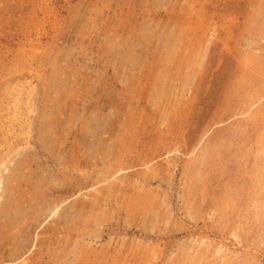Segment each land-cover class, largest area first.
Segmentation results:
<instances>
[{
    "label": "rangeland",
    "instance_id": "rangeland-1",
    "mask_svg": "<svg viewBox=\"0 0 264 264\" xmlns=\"http://www.w3.org/2000/svg\"><path fill=\"white\" fill-rule=\"evenodd\" d=\"M9 197L0 264H264V0H0Z\"/></svg>",
    "mask_w": 264,
    "mask_h": 264
},
{
    "label": "bare ground",
    "instance_id": "bare-ground-1",
    "mask_svg": "<svg viewBox=\"0 0 264 264\" xmlns=\"http://www.w3.org/2000/svg\"><path fill=\"white\" fill-rule=\"evenodd\" d=\"M53 123V121L51 120V119H47L46 120V122H45V126H47L48 124H49V126H50V124H52ZM45 131H46V129H45ZM47 132H48V130H47ZM59 140H61L60 138L58 139V141ZM54 142H55V140L54 141H51V143H50V146H51V148H53V146H54ZM44 143H45V141H44ZM49 146V147H50ZM72 156H74V154L72 155ZM86 157V156H85ZM72 158V157H71ZM90 158V157H89ZM68 160V159H67ZM77 160V159H76ZM86 161V160H85ZM84 161V162H85ZM67 162V161H66ZM70 162V161H69ZM89 162V161H88ZM78 163H81V161H78L77 162V164ZM90 164H91V162H90ZM86 167V166H85ZM121 167H123V166H121ZM75 169H78L77 167L75 168ZM123 168H119L118 170H117V172L118 171H120V170H122ZM114 173V172H113ZM18 174V173H17ZM115 174V173H114ZM113 174V175H114ZM19 177V175H17L16 177H13V178H11L10 179V184L11 183H13L14 181L16 182L17 181V178ZM87 178V177H86ZM82 179V178H81ZM88 179V178H87ZM86 179V180H87ZM79 179H77V181H75V182H73V183H71V184H65L64 182H63V184L60 186V187H52V188H49L50 189V192H49V194H48V196H50V198H51V206H52V210H50L51 211V213L54 215V214H56L57 213V208H59V205L64 201V200H66L69 196H73V195H76V194H81L80 192L83 190V189H85L86 187H88L89 186V184L87 183H85V182H87V181H85V182H83L82 180H80V181H78ZM95 182L96 181H94V183L93 184H90L91 186H93V185H95ZM87 185V186H85V185ZM15 185L13 184L12 185V188L14 187ZM90 186V187H91ZM10 188V187H9ZM99 190H103L102 188L101 189H99ZM12 197V196H11ZM11 197H9L8 199H9V203H8V205L7 206H5V207H2L1 206V204H0V226H1V228H6V230H4L3 229V235L4 234H9V233H11L12 231H11V229H13V227H15V225L13 226H11L9 223V218H8V214H9V211L10 210H13V211H16L15 210V208H18V207H15V205L17 204V202H16V200L14 199V198H11ZM79 197V196H78ZM77 200V199H76ZM75 201V200H74ZM19 202V201H18ZM14 206V207H13ZM16 206H18V204L16 205ZM8 218V219H7ZM3 219V220H2ZM6 219V220H5ZM9 220V221H8ZM15 220H17L16 218H15ZM6 221H8V222H6ZM14 222H16V221H14ZM25 222V221H24ZM23 222V223H24ZM13 223V222H12ZM22 223V224H23ZM9 224V225H8ZM31 224V223H30ZM18 226V225H17ZM31 226H34V227H30V229H34L35 228V224H33V225H31ZM29 227V226H28ZM47 227L46 226H43L42 227V233L44 234V230L46 229ZM17 229V228H16ZM19 229V228H18ZM29 229V230H30ZM18 231V230H17ZM21 231V230H20ZM14 234H16V232L14 233ZM19 235V234H18ZM15 236V235H14ZM37 237V236H36ZM15 238V237H14ZM16 238H17V236H16ZM28 241V240H27ZM31 241V240H30ZM38 241H40V240H38ZM36 243H37V240H36ZM0 244H2V243H0ZM38 244V243H37ZM14 246V251L12 252V256L14 255V257H16V259H18V258H20L23 254H25V251H27L28 250V246H27V244L25 245V244H22L21 246V248H19L18 249V247L16 246V244H13ZM28 245H29V243H28ZM31 245H32V242H31ZM34 245H36V244H34ZM13 250V249H12ZM33 251H35V246H34V249H33ZM36 253V252H35ZM9 255V254H8ZM31 253H30V255H28V256H26V257H23L20 261H19V263L18 264H28L27 263V260L29 259V258H31Z\"/></svg>",
    "mask_w": 264,
    "mask_h": 264
}]
</instances>
